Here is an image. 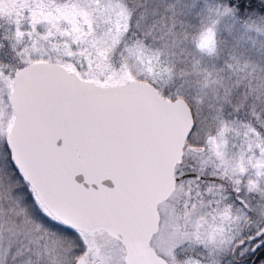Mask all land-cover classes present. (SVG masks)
<instances>
[{
  "label": "snow or ice",
  "instance_id": "snow-or-ice-1",
  "mask_svg": "<svg viewBox=\"0 0 264 264\" xmlns=\"http://www.w3.org/2000/svg\"><path fill=\"white\" fill-rule=\"evenodd\" d=\"M0 264H264V0H0Z\"/></svg>",
  "mask_w": 264,
  "mask_h": 264
}]
</instances>
